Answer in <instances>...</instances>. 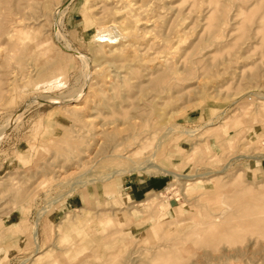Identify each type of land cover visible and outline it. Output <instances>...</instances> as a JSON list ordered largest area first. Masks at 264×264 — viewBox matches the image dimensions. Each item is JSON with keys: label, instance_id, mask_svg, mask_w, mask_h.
<instances>
[{"label": "rangeland", "instance_id": "rangeland-1", "mask_svg": "<svg viewBox=\"0 0 264 264\" xmlns=\"http://www.w3.org/2000/svg\"><path fill=\"white\" fill-rule=\"evenodd\" d=\"M0 264H264V0H0Z\"/></svg>", "mask_w": 264, "mask_h": 264}, {"label": "bare ground", "instance_id": "bare-ground-1", "mask_svg": "<svg viewBox=\"0 0 264 264\" xmlns=\"http://www.w3.org/2000/svg\"><path fill=\"white\" fill-rule=\"evenodd\" d=\"M132 5V4H131ZM135 5V4H134ZM142 8V7H141ZM141 10V9H140ZM144 10V9H143ZM142 11V10H141ZM138 13V12H137ZM142 13V12H141ZM123 22V21H122ZM125 24V23H124ZM130 28V27H129ZM134 28V27H133ZM121 29V28H120ZM127 29V28H126ZM131 29V28H130ZM129 29V30H130ZM123 31H124V29H123ZM125 31H127V30H125ZM133 31V30H132ZM129 32V31H128ZM128 34H131V33H127V35ZM263 105V104H262ZM74 106V105H73ZM76 107H78V106H76ZM116 155V154H115ZM120 156V155H119ZM134 165V164H133ZM148 165V164H147ZM138 166V165H137ZM141 166V165H140ZM139 167V166H138ZM143 167H144V165H143ZM188 175V174H187ZM180 176V175H179ZM183 176V175H182ZM190 176H192V177H190ZM190 176H187V177H189V178H187V179H193V175H190ZM177 177V176H176ZM185 178V177H184ZM186 181V180H185ZM74 186V185H73ZM167 210H172V208L170 207V208H168ZM220 222H222V220L220 221V218H219V216H215L214 218H211V215L209 216V219H208V222L206 223L207 224V228H213V227H216ZM86 223V222H85ZM81 230L80 229H76L74 232H75V234H77L78 232H80ZM82 232V231H81ZM77 237V236H76Z\"/></svg>", "mask_w": 264, "mask_h": 264}, {"label": "crops", "instance_id": "crops-1", "mask_svg": "<svg viewBox=\"0 0 264 264\" xmlns=\"http://www.w3.org/2000/svg\"><path fill=\"white\" fill-rule=\"evenodd\" d=\"M128 182H130V178L127 180ZM144 182V183H143ZM137 185L135 186L136 188V191H143L145 190L146 188H153V187H157L158 184H157V181L154 180V179H149V180H141V181H136ZM138 183H141V184H138Z\"/></svg>", "mask_w": 264, "mask_h": 264}]
</instances>
